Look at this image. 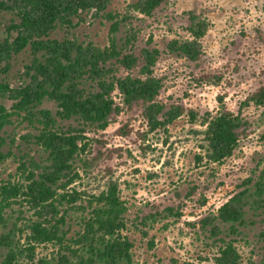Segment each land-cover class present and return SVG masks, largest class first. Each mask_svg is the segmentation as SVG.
Masks as SVG:
<instances>
[{"label": "rangeland", "instance_id": "obj_1", "mask_svg": "<svg viewBox=\"0 0 264 264\" xmlns=\"http://www.w3.org/2000/svg\"><path fill=\"white\" fill-rule=\"evenodd\" d=\"M135 2L113 0L107 9L112 18L85 11L71 23L58 25L50 37L101 48L110 46L114 37L120 56L107 62L110 79L146 77L147 50H157L153 74L162 81L157 101L164 106L158 118L166 120L164 112L173 106L180 105L183 111L153 126L144 114L145 102L128 105L116 88L121 110L101 128L60 117L58 102L44 98L32 113L41 118V110H50L57 127L80 134L85 148L76 155L75 179L67 190L77 189L88 199L117 184L127 208L123 232L133 242L135 264H218L219 248L229 240L241 255L239 264L264 262V103L252 98L264 85V0H170L152 15L135 8ZM192 14L207 25L196 59L170 45L194 37ZM16 22L15 9L0 5V41ZM129 53L137 58L132 67L120 61ZM34 58L31 46L12 52L0 62V81L11 87L27 84V66ZM82 86L98 89L90 77ZM0 106L10 114L0 131V264H4L9 246L1 236L10 234L15 244L25 246L27 224L38 216L26 195L7 197L1 186L26 184L28 170H41L33 161L45 165L49 154L36 142L39 119L24 110L15 112L14 101L6 94H0ZM225 109L240 117V141L232 155L215 161L208 148V120ZM21 161L25 171L19 167ZM231 198L243 208L241 222L219 217V209ZM87 212L70 210L62 226L68 236L83 229ZM36 245L34 259L24 260L47 264L53 259L57 245Z\"/></svg>", "mask_w": 264, "mask_h": 264}, {"label": "trees", "instance_id": "obj_2", "mask_svg": "<svg viewBox=\"0 0 264 264\" xmlns=\"http://www.w3.org/2000/svg\"><path fill=\"white\" fill-rule=\"evenodd\" d=\"M112 1L12 0L11 3H0L15 9L19 17V22L10 27L9 36L0 41V62L9 59L12 52H18L27 46H31L35 55L32 63L27 66L30 81L19 87H11L9 83L0 81V94H6L14 101L15 112L18 109L24 110L27 115L39 119L41 126L35 134L36 142L49 154V162L45 165L33 161L41 170H28L26 184L7 183L1 186V192L7 197L13 193L26 195L38 216L27 224L30 233L25 246L15 244L10 234L1 236V241H5L4 245L9 246L4 264H30L23 257L33 260L36 244L47 242L57 245L53 259L47 264H135L133 242L123 232L126 228L127 208L119 195L117 184L111 183L108 189L88 199H84L77 189L67 190L75 179L73 166L76 155L85 151L80 144V134L59 129L57 120L48 109L41 110V118L31 110L49 97L58 102L60 117L77 118L106 128L114 117L113 114L121 110L115 98V89L119 88L126 104L145 102L144 114L153 126L171 121L181 114L183 107L177 105L164 112L166 120L158 118L159 114H163L164 106L157 101L162 81L153 74L157 50H147V62L143 67L146 77L129 74L110 79L111 67L107 62L120 56L114 37L111 45L105 48L50 37L58 25L71 23L73 17L80 16L85 11L103 12L112 18V13L107 10ZM168 1L170 0H136L134 7L152 15L157 7ZM206 29V23L192 14L190 30L194 37L185 41L175 40L171 42V48L192 58H199V41ZM117 30L116 23L112 31L114 33ZM120 61L132 67L137 58L129 53ZM89 77L97 82L98 89L90 91L82 86ZM252 98L258 103H264V85L253 93ZM9 115L5 112V107L0 106V131L8 123ZM240 123V117L227 109L208 120V148L213 160L221 161L232 155L240 141ZM125 127L129 131L128 125ZM25 166V162L21 161L19 167H23L25 171ZM79 200L81 201L77 202ZM71 209L88 212L83 218V229L76 236L70 237L62 226L67 222ZM243 214V208L235 204V198H231L219 209V217L224 221L241 222ZM219 251L216 257L218 264L240 263L241 255L232 240L224 241ZM250 264L264 262L252 261Z\"/></svg>", "mask_w": 264, "mask_h": 264}, {"label": "flooded vegetation", "instance_id": "obj_3", "mask_svg": "<svg viewBox=\"0 0 264 264\" xmlns=\"http://www.w3.org/2000/svg\"><path fill=\"white\" fill-rule=\"evenodd\" d=\"M2 1H0V3H1ZM6 2H8V3H11L12 2V0H8V1H6Z\"/></svg>", "mask_w": 264, "mask_h": 264}]
</instances>
